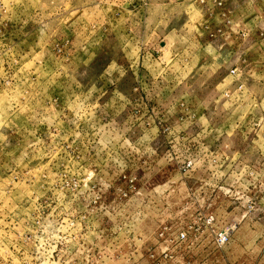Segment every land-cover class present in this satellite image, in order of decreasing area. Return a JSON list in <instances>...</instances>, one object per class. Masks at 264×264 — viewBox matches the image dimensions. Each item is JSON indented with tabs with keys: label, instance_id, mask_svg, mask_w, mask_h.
Instances as JSON below:
<instances>
[{
	"label": "rangeland",
	"instance_id": "374dc122",
	"mask_svg": "<svg viewBox=\"0 0 264 264\" xmlns=\"http://www.w3.org/2000/svg\"><path fill=\"white\" fill-rule=\"evenodd\" d=\"M253 181L264 0H0V264H264Z\"/></svg>",
	"mask_w": 264,
	"mask_h": 264
},
{
	"label": "built area",
	"instance_id": "2783aa9c",
	"mask_svg": "<svg viewBox=\"0 0 264 264\" xmlns=\"http://www.w3.org/2000/svg\"><path fill=\"white\" fill-rule=\"evenodd\" d=\"M230 73L232 75H235L236 74V68L230 69ZM238 86H239L238 88H240V87H242V84H239ZM249 182H251V181H246L245 184H248ZM253 182H254V184H257V185L259 183V186H261L262 189L264 190V181H253ZM205 184H206V181H205L204 185ZM238 195H239V193L235 190H230L228 193V196L235 198V199H239L242 197V196H238ZM244 208L247 211H250L254 208V201H253L252 197H247V199L245 200ZM209 218L212 220L213 217L210 216ZM232 231H233L232 226L226 227V228L218 231L214 237L215 244L219 247L226 244L228 242V239L230 238ZM177 239H179L181 241H185L187 239V233L186 232H180L177 236Z\"/></svg>",
	"mask_w": 264,
	"mask_h": 264
}]
</instances>
